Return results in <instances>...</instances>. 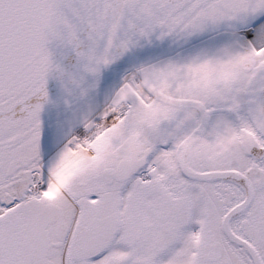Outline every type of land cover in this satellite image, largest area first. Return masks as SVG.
Segmentation results:
<instances>
[{"label":"snow or ice","instance_id":"6c2138e0","mask_svg":"<svg viewBox=\"0 0 264 264\" xmlns=\"http://www.w3.org/2000/svg\"><path fill=\"white\" fill-rule=\"evenodd\" d=\"M0 264H264V0H0Z\"/></svg>","mask_w":264,"mask_h":264}]
</instances>
